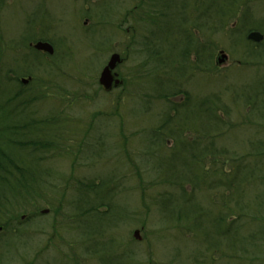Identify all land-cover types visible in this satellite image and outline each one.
<instances>
[{
    "label": "rangeland",
    "instance_id": "374dc122",
    "mask_svg": "<svg viewBox=\"0 0 264 264\" xmlns=\"http://www.w3.org/2000/svg\"><path fill=\"white\" fill-rule=\"evenodd\" d=\"M160 2L0 0V74L10 77L0 87V107L19 119L66 120L56 129L59 151L41 154L46 156L43 165L59 178H54L58 188L39 195L38 201L0 223V264H264V243L261 263L252 261L255 255L240 262L225 242L221 249L227 252L213 251L193 231L182 228L183 223L160 213L151 200L160 187L147 189L151 181L144 160L149 158L147 150L163 149L156 142L153 145L149 132L170 108L187 104V93L193 104L189 114L194 113L186 121H192L195 130V134L183 131L187 142L198 136L202 145L203 136L211 132L214 146L227 151L221 153L225 158L238 157L256 168L247 182L251 219L226 215V222L237 218L242 235L257 228L264 235V195L262 205L259 197L255 201L264 180V149L257 158L245 157L256 150L253 146L264 143V0H171L165 13L169 19L175 14L173 18L183 23L169 31L159 27L167 20H158ZM244 23L249 27L257 23L261 29L255 30L263 39L249 42L248 32L241 29ZM37 41L49 42L54 54L36 51L30 43ZM184 41L193 45L187 62L179 56ZM149 43L153 49L159 43L164 70L153 71L156 62H146L144 44ZM253 49L260 55L250 57ZM221 50L227 59L215 65ZM113 53L123 58L113 71L121 84L105 91L98 79ZM22 79L28 81L24 84ZM170 79L178 93L159 94ZM19 89L21 96L8 101ZM206 96L216 97L221 105L215 115L210 114L217 122L206 123L211 128L204 125L206 115L199 102ZM184 113L188 118L181 108V118ZM165 139L167 148L180 149L181 143ZM181 156L180 152L179 158L172 159L175 153H170L160 171L175 172ZM222 163L216 174L232 177L231 160ZM212 176L211 183H219ZM111 177L110 211L116 216L109 221L91 214L77 218L72 211L73 181ZM222 192L223 187L216 192L202 188L195 197L199 201L194 200L210 205V196L218 193L219 207L209 206L212 214L201 217L209 231L207 238L217 243L212 215L224 210ZM194 203L185 207L195 215ZM256 208L262 213H254ZM45 209L48 213L42 214ZM106 209H97L98 215L103 217Z\"/></svg>",
    "mask_w": 264,
    "mask_h": 264
},
{
    "label": "trees",
    "instance_id": "16d2710c",
    "mask_svg": "<svg viewBox=\"0 0 264 264\" xmlns=\"http://www.w3.org/2000/svg\"><path fill=\"white\" fill-rule=\"evenodd\" d=\"M158 14H160L158 20L167 18L164 26L159 24L160 28L166 31L175 28L176 24L173 18L175 14L170 19L169 15H165V12L162 10L159 11ZM170 22L172 24L171 26L169 25ZM177 22L178 24H182L183 20H178ZM242 25V32L261 29L257 26V23H253V25H251L252 27L246 26L245 23ZM177 37L178 39L180 38L178 35ZM177 37H175V39ZM175 42L177 43V41ZM149 44L150 45L144 44L147 52L145 54L147 58L146 62L148 60L156 62L157 65H152L153 71L159 72L160 70H164L166 65L165 61L160 57L159 43L157 47H154L155 49L151 48L153 47L152 43ZM192 47L193 45L191 46L189 42L184 41L182 53L179 55L180 60L182 59L187 62V55L190 53ZM254 48L256 49V47ZM255 49H253L254 57L260 55ZM197 54L198 52L196 51V55ZM10 71V69L6 70V72ZM154 75L159 83V77L156 74ZM5 76L7 79L3 77L2 73L0 74V87L10 80L8 74ZM171 80L173 81V79H170L168 82L165 80L167 87H164V90L159 92V94L174 95L178 93V89H175ZM160 81L164 83L163 80ZM17 86L22 88V85ZM179 91H182V89H179ZM21 93L22 89H19L11 99L8 98V101L18 99ZM185 95V98H188L187 104L170 108L163 114V117H161L162 122L159 123V126L149 132L150 136L148 138L153 139V145L156 142L158 146H162L163 149L156 150V152L147 150L149 156L146 155L149 158H141V161L144 159L149 164V166H145V168L148 169V172H145L149 177L147 181H151L147 189L160 187L159 191L151 197V200L154 202L153 206L156 207L160 213L165 214L170 221L183 223L182 228L185 226L188 232L193 231L194 234L201 238L203 243H208L213 251L221 249L223 247L222 243L225 242L224 246L232 251L231 253H233L236 260L245 262L246 260H251L250 258L255 255L256 257H253L252 261L261 263L262 260L259 253L261 252V243H264L262 231L257 228L247 235H242L239 219L233 218L234 221L230 220V222H226V215H238L242 218L247 215V217L250 216L248 219H251L252 213L248 203L249 196H247V185L249 183L247 182L250 174L254 172L256 168L250 167L246 160L239 159L238 157L230 158L227 156L225 158L226 155L221 153H227V151L224 149L218 150V148L214 146L211 141V132L205 134V137L203 136V140H201L202 145L199 143V137L195 135L193 141L187 142V138L183 131L189 129V131L192 132L191 134H195V130L190 126L192 121H186L190 119L191 114L194 112L189 114L188 110L191 109L193 104L192 101L189 100L187 93H185ZM215 95L219 98L216 93ZM216 97H212L211 100V96H206L204 100H199L202 105V110L206 115L204 125L207 121L212 124L217 122L216 117L210 115L211 113L215 115L217 113L216 111L221 108ZM17 106L19 105L17 104ZM181 108H185L189 116L188 118L185 116V113L181 118L179 115ZM171 110H173V113H171ZM56 119L57 118L53 117L45 119L14 118L10 112L0 107V223L7 221L21 209H25L28 205L38 201L39 195L44 194V192H54L58 188V184H56L57 182L54 180V178L57 179L58 177L52 175L51 170L43 165V160L46 156H41V154H45V152L59 151L57 141L60 142L59 139L61 138L60 134H58L57 137L58 131L56 129L59 128L58 126L60 123H64L66 120L60 121L61 118ZM207 127L211 128L209 125H207ZM33 131L36 135L33 134ZM165 138H170L173 139L174 142L178 141L181 143L180 149L176 150L174 148L172 150L170 147L167 148ZM208 138L211 139L208 140ZM253 147H255L256 150L253 152L251 149L247 156H245L247 159L250 156L257 158L263 154L262 150L264 149V143H258V146ZM172 152L175 153V157H172V159L179 158L180 152L183 153V156H181L182 158L180 157V162L178 164L176 162L179 169H176L175 172L169 171L163 173L160 170L163 168L162 166L165 165L166 159L169 158V154ZM222 159H225L226 163H230L231 160L229 169L230 172L233 171V175L228 179L220 177V174H216L222 167ZM205 161L206 163L208 161L211 166H208V164L206 165ZM182 167L186 169L185 173L182 172ZM181 173L183 174L180 175ZM212 173H214V178L218 180L219 183H211L213 178ZM207 179H209V181L205 183ZM57 181H60L59 178ZM262 181L264 183V180ZM111 182L112 177L100 179L98 182L86 178L73 181L75 199L72 203V211L76 212L77 218L91 214L109 221L112 217L116 216L110 211L113 206L110 200L112 188L109 187V184ZM263 183L259 189L260 192L258 196L255 194V201H257L259 197L260 202H258L261 205L263 203L261 199H263L264 195V190H261L264 187ZM221 187H223L224 190V193L222 192L223 200H221L224 203V207H222L224 210H221L222 213L219 211L216 212L215 215H212L214 221L217 223L218 232L216 236L219 237L217 243L215 240L210 241L209 238H207L209 231L205 223L202 225L201 217L206 215V213L212 214V210L209 206L219 207V200L217 199L219 192L216 193V197H214L215 194L210 196L212 202L210 205L203 206L200 202L194 203V200L199 201L198 198L195 199V197L197 192L202 190V188H206L208 191L209 188H211L216 192ZM191 202L195 204L193 206L195 215L192 213V208L187 210L185 207L191 204ZM102 206L107 208L101 213L103 217L99 216L97 212V209ZM254 213H262V210L256 208V212ZM254 221H256L257 224L259 223L258 219ZM247 246L249 248H246ZM225 255L226 257L228 256L227 254Z\"/></svg>",
    "mask_w": 264,
    "mask_h": 264
},
{
    "label": "water",
    "instance_id": "95a60500",
    "mask_svg": "<svg viewBox=\"0 0 264 264\" xmlns=\"http://www.w3.org/2000/svg\"><path fill=\"white\" fill-rule=\"evenodd\" d=\"M262 37H263L262 34H260L257 31H252L247 35L248 39L253 40L255 42H259L262 39ZM33 47L36 50L43 51L48 54L53 53V47L47 42L38 41L33 45ZM226 59H227L226 55L221 50L218 52L217 58L215 59V64L219 65L223 63ZM119 62H121L119 55L114 53L110 56L107 65L102 69L99 76V83L104 87V89L108 90L111 88L112 85L116 86L119 83L118 79L115 80L113 79V77L116 76V74H114V76L111 74V71L116 67L117 63ZM27 81L28 80L22 79L23 83H26ZM41 212L47 213L48 210H43ZM138 233L139 231L135 230L133 232V236L137 238Z\"/></svg>",
    "mask_w": 264,
    "mask_h": 264
},
{
    "label": "bare ground",
    "instance_id": "6f19581e",
    "mask_svg": "<svg viewBox=\"0 0 264 264\" xmlns=\"http://www.w3.org/2000/svg\"><path fill=\"white\" fill-rule=\"evenodd\" d=\"M161 2H160V5H161V7H162V11L163 12H165V11H167L168 10V4H170V3H172L171 2V0H160ZM165 15H166V13H165ZM174 23L177 25L178 24V22L175 20L174 21ZM169 25L171 26L172 24H171V22L169 23ZM176 25H175V27H176Z\"/></svg>",
    "mask_w": 264,
    "mask_h": 264
},
{
    "label": "flooded vegetation",
    "instance_id": "af4514ba",
    "mask_svg": "<svg viewBox=\"0 0 264 264\" xmlns=\"http://www.w3.org/2000/svg\"><path fill=\"white\" fill-rule=\"evenodd\" d=\"M138 7V5L136 6V8ZM132 11V10H131ZM131 11H129V12H131ZM125 22V21H124ZM119 27H120V25H119Z\"/></svg>",
    "mask_w": 264,
    "mask_h": 264
}]
</instances>
